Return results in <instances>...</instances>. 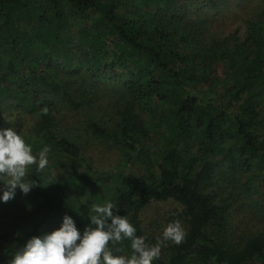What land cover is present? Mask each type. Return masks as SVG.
Masks as SVG:
<instances>
[{
	"label": "trees",
	"instance_id": "trees-1",
	"mask_svg": "<svg viewBox=\"0 0 264 264\" xmlns=\"http://www.w3.org/2000/svg\"><path fill=\"white\" fill-rule=\"evenodd\" d=\"M145 2L123 14L126 0H0V124L8 106V115L34 118L27 136L33 154L49 146L66 175L29 168L26 180L45 186L30 190L36 207L31 228L17 230L0 251V264H9L31 237L58 229L66 213L82 233L91 204L66 199L63 191L83 183L92 185L97 201L115 202L117 214L149 244L155 242L142 224L145 206L152 199L183 206L185 242L171 243L153 264H264V230L232 242L220 206L205 191L226 164L247 172L249 186L258 174L264 182V10L248 20L242 37L208 38L202 20L172 0ZM111 86L133 103H164L156 123L159 172L148 180L130 168L146 146L137 134L140 121L128 109L117 130L96 118L89 122L94 133L123 146L127 166L121 170L83 172L81 146L55 130L59 120L49 101L87 108ZM130 243L124 240L116 246L123 251L113 253L130 256Z\"/></svg>",
	"mask_w": 264,
	"mask_h": 264
},
{
	"label": "rangeland",
	"instance_id": "rangeland-1",
	"mask_svg": "<svg viewBox=\"0 0 264 264\" xmlns=\"http://www.w3.org/2000/svg\"><path fill=\"white\" fill-rule=\"evenodd\" d=\"M145 1L126 0V7H123L121 12L130 14L136 6L144 8L146 7ZM216 1L218 2L217 7L210 4L208 0H172L171 4L178 10L185 11L188 16L202 20L208 38L234 39L242 37L246 31L248 20L255 18L264 10V0ZM104 88L100 92L98 101L92 105L93 107L75 109L62 100L55 99L52 104L49 101L50 106H54L53 112L59 120L55 130L59 134L67 135L81 146L85 158L84 164L80 166L83 172H113L118 168L121 170L123 166H127V163L125 164L127 155L123 146L94 133L89 122L90 118H96L100 123L117 130L121 125V111L128 109L140 121L137 134L146 146L144 153L136 157L134 165L130 168L148 180L151 173L159 172L154 163L155 159L157 161L161 146V141L157 138L156 123L164 103L158 99L133 103L128 100L124 92L115 89V86ZM46 97L52 99L49 95ZM6 109L9 111L10 106ZM14 110H16L15 114L20 111L18 108ZM7 111L0 128L2 130L14 128L26 144L30 145L27 143V136L35 119L22 111L18 118L11 113L8 115ZM10 118L18 119V122L16 124L9 123ZM47 158L49 163L44 173H50L59 179L65 178L64 169L57 162L55 154L50 151ZM246 173L229 168L227 164L224 167L220 166L214 173L213 182L205 188V191L213 194L215 202L220 206L226 218L227 234L231 241L237 244L245 242L249 237L264 230L263 177L258 174L256 181H253V184L249 186L246 181L248 178ZM2 187L4 188V185ZM92 189L90 183H83L75 190L63 191V195H66V199H75L74 202H87L91 205L106 203L97 201V197L92 194ZM2 196L3 191H0V251L3 252L9 247V241H13L15 234L20 229L23 232L31 228L33 220L30 217L35 213L33 209L36 207L34 198L29 193L24 194L19 187L16 189L15 197L10 201L4 202ZM182 209L183 206L174 199H152L145 206L141 215L142 224L155 243L156 238L172 221L179 220L186 229L184 215L178 213ZM170 244L171 242H168L162 247L161 255L169 253Z\"/></svg>",
	"mask_w": 264,
	"mask_h": 264
},
{
	"label": "clouds",
	"instance_id": "clouds-1",
	"mask_svg": "<svg viewBox=\"0 0 264 264\" xmlns=\"http://www.w3.org/2000/svg\"><path fill=\"white\" fill-rule=\"evenodd\" d=\"M44 109V114H47ZM49 146L33 154L32 147L14 129L0 131V182H3L2 200L15 197L16 189L27 194L33 186H45L36 181H27L31 166L36 173H43L49 161ZM115 202L93 203L89 210L90 223L83 232L67 213L61 226L43 236L31 237L26 245L15 252L9 264H153L161 256L162 247L168 242L180 245L185 242L187 231L179 220L172 221L149 244L146 236L137 235V229L126 216L117 214ZM129 240L131 255H115L123 251L121 245ZM110 244L112 247H110Z\"/></svg>",
	"mask_w": 264,
	"mask_h": 264
}]
</instances>
